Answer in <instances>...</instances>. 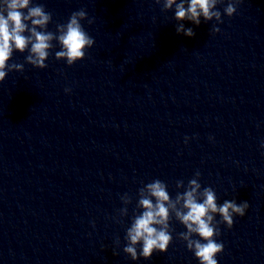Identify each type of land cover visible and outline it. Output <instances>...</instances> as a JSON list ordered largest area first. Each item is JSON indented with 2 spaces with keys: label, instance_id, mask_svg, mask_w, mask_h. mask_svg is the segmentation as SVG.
<instances>
[{
  "label": "clouds",
  "instance_id": "clouds-1",
  "mask_svg": "<svg viewBox=\"0 0 264 264\" xmlns=\"http://www.w3.org/2000/svg\"><path fill=\"white\" fill-rule=\"evenodd\" d=\"M241 2L229 0L223 10L224 15L232 17ZM155 3H162V11L174 8V19L178 22L176 32L187 37H193L195 32L192 28H185L183 21H190L196 26L201 24V18L204 22L215 20L217 24L223 23L222 14L217 9L223 0H155ZM85 20L90 25L94 22L85 9L74 11L67 23L56 24V31L52 32L47 30L52 22V14L42 4L34 5L32 0H0V82L5 80L9 72L24 70L23 64L9 63L14 51H28L26 63L45 69L54 47L53 41H56L60 45V50L55 52L56 60H64L69 66L83 60L87 49L95 44L94 38L81 23ZM219 31L213 25L212 32ZM70 91L69 88L65 89V92ZM261 146L264 147V144ZM199 176L197 171L196 178L188 182L182 193L177 192L175 199L170 197L167 185L159 179L139 189L136 209L142 211L133 215L124 237L126 244L123 252L131 260H147L154 252H167L173 241L170 221L175 217L186 228V231L179 233V238L194 253L199 264H218L216 257L224 250L223 243L216 240L221 234L219 224L223 223L230 229L234 223L233 217H243L249 204L247 201L238 204L235 200L218 204L216 192L211 187L202 189L198 182ZM176 187H184L183 181H177ZM121 200L125 207L120 209L119 215L123 217L128 215L127 205L132 198L125 193ZM217 215L219 221L215 219Z\"/></svg>",
  "mask_w": 264,
  "mask_h": 264
}]
</instances>
